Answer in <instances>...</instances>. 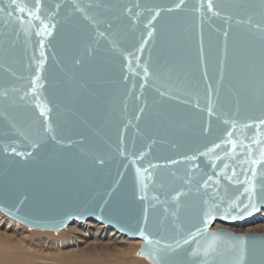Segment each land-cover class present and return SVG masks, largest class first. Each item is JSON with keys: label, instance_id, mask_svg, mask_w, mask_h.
Instances as JSON below:
<instances>
[{"label": "water", "instance_id": "water-1", "mask_svg": "<svg viewBox=\"0 0 264 264\" xmlns=\"http://www.w3.org/2000/svg\"><path fill=\"white\" fill-rule=\"evenodd\" d=\"M11 3L0 210L54 231L98 220L154 264H264V232L213 228L264 210V0Z\"/></svg>", "mask_w": 264, "mask_h": 264}, {"label": "bare ground", "instance_id": "bare-ground-1", "mask_svg": "<svg viewBox=\"0 0 264 264\" xmlns=\"http://www.w3.org/2000/svg\"><path fill=\"white\" fill-rule=\"evenodd\" d=\"M250 223H257V228L248 226L242 232H264V210L246 224ZM30 227L0 210V264L152 263L139 254L142 239L98 220H75L58 232ZM217 227L218 223L213 228Z\"/></svg>", "mask_w": 264, "mask_h": 264}, {"label": "snow or ice", "instance_id": "snow-or-ice-1", "mask_svg": "<svg viewBox=\"0 0 264 264\" xmlns=\"http://www.w3.org/2000/svg\"><path fill=\"white\" fill-rule=\"evenodd\" d=\"M13 5L15 6V11H18L20 13L27 12V15L29 17H36V18H38L37 13L39 12V8H40L39 0H36L35 11H33L31 9H26L25 7H21L19 4L16 3V0H12V3L9 5V7H12ZM208 7L209 8L212 7L211 2H209ZM0 12H4V9L3 8H0ZM7 15L8 16H11L12 13L9 12V13H7ZM17 19L18 20H22L23 18L18 16ZM41 55H43V53ZM40 63L42 64L43 61H41ZM34 91H35V89H34ZM209 112H211V108H209ZM261 123H264V121H262ZM228 135L231 136V133H229ZM228 143H230L233 146V149L235 148V146H236V142L235 141L229 140ZM253 163H255V161H253ZM225 167H227V166H225ZM252 175H253V178L256 176V173H255L254 170H253ZM231 178L232 177H228V179H231ZM209 179H211V177H209ZM249 183H251V181ZM141 234L143 235V233H141ZM212 235L215 236L217 234L213 233ZM237 239L244 240L245 238L244 237H238Z\"/></svg>", "mask_w": 264, "mask_h": 264}, {"label": "rangeland", "instance_id": "rangeland-1", "mask_svg": "<svg viewBox=\"0 0 264 264\" xmlns=\"http://www.w3.org/2000/svg\"><path fill=\"white\" fill-rule=\"evenodd\" d=\"M218 223V227H220V226H227V227H229V228H231V229H233V230H236V231H244V230H246L247 228H248V226H249V230H252V229H256L257 228V226H256V224L257 223H250V224H246L245 222V224H243V223H240V224H233V225H231V224H223V223H220V222H217ZM217 223H215V225L217 224ZM253 226H252V225ZM214 225V226H215ZM250 225L252 226V227H250ZM213 226V227H214ZM30 227V226H29ZM30 228H35V227H30ZM250 228H252V229H250ZM62 230V229H61ZM53 231V230H52ZM60 231V230H59ZM54 232H58V231H54ZM150 262H152L151 260H150ZM151 264H153V262L151 263Z\"/></svg>", "mask_w": 264, "mask_h": 264}]
</instances>
